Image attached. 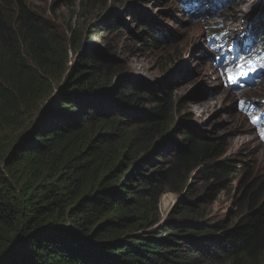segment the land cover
Instances as JSON below:
<instances>
[{
  "label": "trees",
  "instance_id": "trees-1",
  "mask_svg": "<svg viewBox=\"0 0 264 264\" xmlns=\"http://www.w3.org/2000/svg\"><path fill=\"white\" fill-rule=\"evenodd\" d=\"M64 1L40 10L0 0V133L39 110L13 144L0 140V264H264V176L192 121L174 100L173 79L161 87L121 76L112 85L121 60L92 38L128 22L101 10L82 39L57 17ZM129 13L139 49L162 48L165 31L143 11ZM198 160L206 202L237 182L239 210L230 222L205 217L189 188L161 222L162 195L182 192L179 172Z\"/></svg>",
  "mask_w": 264,
  "mask_h": 264
},
{
  "label": "rangeland",
  "instance_id": "rangeland-1",
  "mask_svg": "<svg viewBox=\"0 0 264 264\" xmlns=\"http://www.w3.org/2000/svg\"><path fill=\"white\" fill-rule=\"evenodd\" d=\"M82 1L85 3L84 0L70 2L65 0L64 3H59L56 10L57 17L70 22L72 27L79 30L82 39L86 38V28L95 21L97 13L100 14L101 10L111 9L115 13H120L128 22L126 29L92 38L97 47L107 49L112 56L121 60L114 69L116 76L112 77V85L117 83L121 76L125 80L140 82L146 86L154 83L161 87H164L167 80L173 79L174 100H178V105L180 103L184 112L192 113V121L203 125L210 136L223 135L228 143L226 155L239 158L242 162L241 166H245L251 175L264 176V138H262L264 137V99L258 97L259 94L264 95V81L256 89L245 90L252 93V103L246 104L239 99L241 92H237L230 82H226V74L218 73L213 54L212 59L209 57L202 25L204 21L221 17L232 30H235L242 26L243 22L247 23L248 12L255 11L264 18V0H232L233 4L227 3L220 8L217 6L219 9L216 14H211L208 10L202 12L198 8L202 5L192 9L197 0H188L186 3L182 0H116V2H108L105 8L99 4L95 8L89 7L86 11L81 6ZM28 2L40 10L50 6L51 3L50 0H28ZM81 8V16H77ZM132 8L143 11L156 26L165 31L161 36L163 43L165 41L167 43L162 48L150 52L139 49L143 48V44L139 45L133 38V33H138L140 27L135 22L134 16L129 13ZM227 8L229 10H226ZM47 15L52 16L50 12ZM170 31L174 34L171 35ZM171 37H174L175 41H169ZM178 75L183 76L184 79L178 80ZM243 81L246 86L251 82L246 79ZM224 83L226 86L223 85ZM197 103L202 104L198 109L195 108ZM138 107L148 109L151 104L140 101ZM184 112L180 117L184 121H189L188 114ZM38 116L39 110L35 112L33 118L27 117L20 124L4 127L0 133V140L6 145L13 144ZM204 166L205 163L198 160L181 169L179 173L182 178V192L169 189L163 194L166 195V200H162V197L160 199L161 222L178 200L188 193L189 188L191 191L187 196L188 201L192 200V205L204 201L200 210L205 217L217 214L222 219H226V222L233 220L234 213L240 208L238 197L242 190L236 188L237 182H233L235 186L231 190L221 192L213 201L207 203L206 194L211 192L199 174Z\"/></svg>",
  "mask_w": 264,
  "mask_h": 264
},
{
  "label": "bare ground",
  "instance_id": "bare-ground-1",
  "mask_svg": "<svg viewBox=\"0 0 264 264\" xmlns=\"http://www.w3.org/2000/svg\"><path fill=\"white\" fill-rule=\"evenodd\" d=\"M200 5H203L202 2L199 3V6H200ZM187 10H188V9H187ZM187 10H186V11H187ZM197 25H198V24H197ZM192 26H193V25H192ZM216 66H217V65H216ZM217 67H218V66H217ZM200 105L202 106L201 103H197V104H195V108L198 109L199 107H201ZM162 200H166V195H163V196H162ZM164 203H165V202H164Z\"/></svg>",
  "mask_w": 264,
  "mask_h": 264
},
{
  "label": "snow or ice",
  "instance_id": "snow-or-ice-1",
  "mask_svg": "<svg viewBox=\"0 0 264 264\" xmlns=\"http://www.w3.org/2000/svg\"><path fill=\"white\" fill-rule=\"evenodd\" d=\"M233 83L235 82V81H232ZM262 138H264V137H262Z\"/></svg>",
  "mask_w": 264,
  "mask_h": 264
}]
</instances>
